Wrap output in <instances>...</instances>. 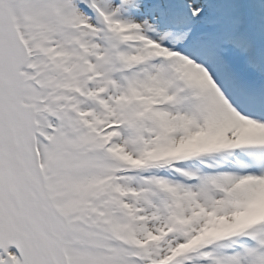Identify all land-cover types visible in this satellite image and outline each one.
Wrapping results in <instances>:
<instances>
[{"label": "snow or ice", "instance_id": "6c2138e0", "mask_svg": "<svg viewBox=\"0 0 264 264\" xmlns=\"http://www.w3.org/2000/svg\"><path fill=\"white\" fill-rule=\"evenodd\" d=\"M0 264H264V0H0Z\"/></svg>", "mask_w": 264, "mask_h": 264}]
</instances>
